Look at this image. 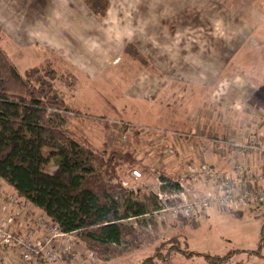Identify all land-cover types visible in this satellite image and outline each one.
Wrapping results in <instances>:
<instances>
[{
	"label": "rangeland",
	"instance_id": "1",
	"mask_svg": "<svg viewBox=\"0 0 264 264\" xmlns=\"http://www.w3.org/2000/svg\"><path fill=\"white\" fill-rule=\"evenodd\" d=\"M90 2L95 0H0V46L22 75L34 67L53 65V85L72 112L66 114L71 136L105 151L106 157L112 152L129 153V161L116 159L117 180L134 192V200L151 209L159 178L178 173L165 170L164 158L170 157L162 154L161 132L186 131L151 122H158L163 113L169 119L182 108L194 129L214 123L222 132L225 118L234 117L238 123L228 128L230 134L250 133L248 123L240 125L247 122L244 117L226 114L216 105L206 107L207 100H217L223 87L217 77L210 87L204 85L207 69H221L233 55L236 45L229 46L228 41L245 36L258 13L264 17V0H101L98 6L105 8L103 14L95 13ZM96 71L112 73V92L120 102L124 99L118 109L111 100L107 102L109 109L118 111L115 115L99 112V107L91 105L100 103L98 96L85 94L95 88L89 80ZM132 85L135 89L129 88ZM197 85L199 92L194 89ZM129 91L136 95L133 110L141 117L154 114V118L140 124L125 116ZM81 99L89 109H77ZM197 100L203 103L199 108L194 107ZM254 117L255 130H262L264 114ZM170 143L167 149H173V141ZM55 167L56 159L51 158L44 170L52 172ZM133 169H139L142 177L134 179ZM4 190L14 194L6 184ZM3 204L0 202V218L7 215ZM30 211L37 217L43 215L37 209ZM152 211L121 221L133 233L118 247H89L75 231L51 240L52 258L44 248L47 257L39 253L24 261L14 248L0 245V264H264V246H259L264 203L238 209L211 205L189 220L159 217ZM25 219L27 224L22 220L21 227L17 225L23 235L32 230L27 216ZM45 232V228L34 231L32 238L37 240ZM211 256L226 259L216 263Z\"/></svg>",
	"mask_w": 264,
	"mask_h": 264
},
{
	"label": "trees",
	"instance_id": "2",
	"mask_svg": "<svg viewBox=\"0 0 264 264\" xmlns=\"http://www.w3.org/2000/svg\"><path fill=\"white\" fill-rule=\"evenodd\" d=\"M99 1L90 6L103 14ZM55 77L52 64L20 74L0 46V178L63 232H78L92 248L118 247L133 233L121 221L143 216L157 209L159 202L151 195L153 208L148 209L117 180L116 159L129 161V153L112 152L106 157L105 151L71 136L66 126L69 110L53 85ZM51 158L56 159V167L47 172L44 166ZM160 189L173 192L178 185L169 182ZM259 246H264V233ZM225 259L211 256L210 260Z\"/></svg>",
	"mask_w": 264,
	"mask_h": 264
},
{
	"label": "built area",
	"instance_id": "3",
	"mask_svg": "<svg viewBox=\"0 0 264 264\" xmlns=\"http://www.w3.org/2000/svg\"><path fill=\"white\" fill-rule=\"evenodd\" d=\"M65 113L72 114L71 111ZM171 138L183 142L187 151L196 159L174 177H165L164 180L159 178L160 186L174 182L177 183L178 190L167 192L158 188L157 191H153L159 207L153 210L152 214L159 217L171 215L174 218L192 219L198 216L200 210L211 205L238 209L250 203L259 205L264 203V170L257 171L245 161L253 158L264 168L263 136L254 133L217 136L210 128L201 127L188 132L177 130L161 132V140ZM210 152L221 156L223 162L215 164L208 161L205 156ZM225 162L231 165L230 171L223 167ZM132 176L139 179L142 172L133 169ZM4 185L5 182L0 178V202L4 203L2 209L7 211V215L0 218V245L14 248L24 261H31L39 253L47 257L43 254V249L46 248V254L51 252V240L73 231L63 232L52 221L47 224V217L44 214L34 216L30 209L36 208L14 191V194L7 193ZM26 216L32 230L23 235L17 225L21 227L22 220L27 224ZM42 228L46 229L45 235L37 240L33 239V232ZM52 257L51 254L48 258Z\"/></svg>",
	"mask_w": 264,
	"mask_h": 264
},
{
	"label": "crops",
	"instance_id": "4",
	"mask_svg": "<svg viewBox=\"0 0 264 264\" xmlns=\"http://www.w3.org/2000/svg\"><path fill=\"white\" fill-rule=\"evenodd\" d=\"M255 18H257L255 22L250 21V18L248 19L250 21L249 31L245 36H243L242 38L241 37L231 38L233 41H236V39H238L237 43H234L232 40L228 41L229 42L228 45L233 46L235 44L236 49L233 48L234 49L233 55L225 59V61L221 65V69H214V70L210 68L207 69L206 71L208 73L206 76L207 83L204 86L210 87V85H212V83L215 82L216 80V79L214 80L213 78L217 77L216 82H219L218 84L222 85L223 87L222 88L220 87L221 89L219 88V92H217L219 94L217 100L214 97L212 100L213 102L210 103V100H207L208 103H206L205 105L208 108L212 107L213 105H216L218 106L219 109L221 108L223 111H226V114L231 112L232 116L236 115L237 117L240 118L244 117L247 122H240L241 123L240 125H242L243 123L246 124L248 123L251 126L250 133L251 132L254 134L256 133L257 135H261L264 137V132H263L264 126L262 128L263 131L255 130L256 123L253 121V119L255 118L254 116H257V114H262V115L264 114V17L258 13ZM210 66L212 67L213 65L210 64ZM96 73L97 75L93 76L89 80L90 86L93 85L95 86V88L93 87V91H91L90 93L87 90H86L87 92L83 90L82 91L85 92V94L87 95L95 94L98 96L97 99L99 100L100 103L97 104L91 103V105H93L94 107H99V109H97L100 110L99 112L101 113L105 112L106 114L115 115L118 113V111L109 109L106 106L107 102L111 100L116 104L115 106L116 109H118L120 108L118 106L122 104L124 99L120 102L118 95H115L116 93L112 92V88L114 89V87L110 79L112 78L113 74L112 73L109 74L108 72L104 73L102 71L100 73L96 71ZM116 78H117V74L114 75V80H116ZM108 82L111 83L112 86H109ZM194 83L195 82H193V84ZM195 87L196 88L194 89L198 90L197 92H199L200 85L199 86L197 85ZM129 88L133 89L134 85L129 86ZM201 89L203 91L204 89L203 86H201ZM124 94L122 97L125 96ZM87 95L85 96V98L87 97ZM125 99H127V104H128L127 115L125 116L129 117L130 119L133 117L131 121L144 124L145 120L150 121L151 118H154L153 116L154 114L152 115L151 113H148L147 115L143 112L144 115L143 117H141L140 115H138V112H135L133 110L134 101L136 99L135 94H131L129 91V93L126 94ZM82 101L83 100L81 99V102H78V104L81 103V106L80 107L77 106V109L79 110L89 109L90 106H88L87 103L82 104ZM202 104H200V102H198L197 100L196 105L194 107L199 108V106H202ZM65 105L66 107L69 108L67 104ZM180 110L181 111L176 112L174 115L169 116L170 121L169 119H166V117L168 118L167 114L163 113L161 116L164 117L159 116L158 119L159 121L153 123L151 122V124L161 125V126L174 125V127L172 128L175 129L186 130V131L193 130L194 129L192 128L193 125L191 126V124L185 120L187 116L183 115L184 114V112L182 111L183 109L181 108ZM140 118H144V119L142 120ZM232 118L234 119V117H231L230 119L225 118L223 122L224 131L222 132L220 131L219 127L215 126L217 124H214L213 122H212L213 124H204L201 126V128L204 129L210 128L212 132L217 131L218 133H220V135L230 134L231 132L229 131L230 129L228 128H235L234 124L238 123L237 119L233 121ZM166 123H169L171 125ZM172 141L174 144L173 149L170 148L167 149L166 147L168 146V144H171L170 142ZM159 144L160 147L163 148L162 154L164 156L170 157L169 159L164 158L165 160L164 167L166 172H170V171L173 173L181 172L182 170L186 169L188 164L194 163L196 159V157L192 153H189L187 151L185 144L180 140L172 139V138L170 140L169 139H165L161 141L159 140ZM171 157H174L175 159L172 160ZM205 158L208 161L215 164L221 163L224 160L221 159V156L215 154H206ZM245 161L248 162L249 165L257 171L264 170L261 163L253 158L245 159ZM230 166L231 165L229 164L227 165L225 162L223 167L227 171H230Z\"/></svg>",
	"mask_w": 264,
	"mask_h": 264
}]
</instances>
